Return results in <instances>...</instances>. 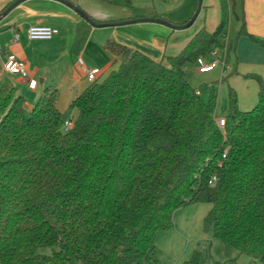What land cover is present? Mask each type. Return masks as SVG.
Returning <instances> with one entry per match:
<instances>
[{
  "label": "trees",
  "instance_id": "trees-1",
  "mask_svg": "<svg viewBox=\"0 0 264 264\" xmlns=\"http://www.w3.org/2000/svg\"><path fill=\"white\" fill-rule=\"evenodd\" d=\"M221 4L216 30L176 56L156 61L109 40L119 67L74 99L69 131L57 89L27 107L16 87L1 88L0 264H155L157 235L199 203L227 251L264 264V80L249 111L229 91L220 128L217 94L203 100L183 70L229 57ZM199 262L194 252L181 264Z\"/></svg>",
  "mask_w": 264,
  "mask_h": 264
},
{
  "label": "crops",
  "instance_id": "crops-1",
  "mask_svg": "<svg viewBox=\"0 0 264 264\" xmlns=\"http://www.w3.org/2000/svg\"><path fill=\"white\" fill-rule=\"evenodd\" d=\"M14 1L0 0V14ZM67 1L79 7L97 23L139 18L132 12L117 15L114 7L107 0ZM226 2L228 27L224 43L226 48L231 46L232 50L229 57L216 68L221 67L222 78L228 79L232 75L243 74L257 82L255 93H249L247 103L242 102L244 105H250L254 94H256V102L258 99L259 84L256 77L264 80V0H226ZM197 6L198 0H193L191 5L181 11L179 17L169 22L178 25L187 23ZM222 15L221 0H203L197 19L187 29L175 30L156 23L94 27L58 0H25L0 20V90L5 85L16 87L18 94L25 98L27 107H31L46 89H57L59 91L57 108L62 113H66L74 99L92 84L88 80V71L100 70L98 77L100 79L119 67L117 57L106 48L109 40L160 61L165 57L178 55L200 30L214 32ZM34 25L57 28L59 34L51 40H30L28 28ZM243 26L245 33L240 35ZM108 27H112V30ZM16 33L19 35L18 41H14ZM234 37H236L235 42L232 39ZM11 53L26 62L29 74L27 78L4 70L5 59ZM79 58L82 59V65L78 62ZM203 60L211 61L210 58ZM184 69L188 71L186 67H183ZM195 71L200 75L209 73H199L198 69ZM224 71L226 74L223 73ZM234 79L230 81L233 82ZM29 80L37 82L34 89L29 87ZM197 92L200 94L198 90ZM239 106L241 105L238 94ZM73 112L76 116L77 112ZM215 116L217 120L223 118L218 117L216 111ZM203 204L207 203L196 205ZM207 205L211 208L210 204ZM173 227L161 233L163 236L161 243L164 246L167 244L169 249H174L180 237L178 232H171ZM158 243L155 240L157 249ZM178 249L174 251L179 253ZM175 264H181V259Z\"/></svg>",
  "mask_w": 264,
  "mask_h": 264
},
{
  "label": "rangeland",
  "instance_id": "rangeland-1",
  "mask_svg": "<svg viewBox=\"0 0 264 264\" xmlns=\"http://www.w3.org/2000/svg\"><path fill=\"white\" fill-rule=\"evenodd\" d=\"M114 7L115 12L119 14H126L128 12L135 13L134 16L139 18H153L158 17L167 21H174L181 15V11L191 5L193 0H107ZM195 1V0H194ZM118 17V16H117ZM125 21V20H122ZM121 22V20H113L111 23ZM112 30V27H108ZM233 37V36H232ZM233 42L236 37L232 38ZM207 63V61H204ZM221 65V64H220ZM198 64L188 63L184 65L188 69L185 70L186 78L192 87L200 92L203 100L207 101L212 91L217 94V110L218 117H226L229 108V91L232 89L237 96L240 97L239 108L241 110H251L256 104V94L253 96V101L250 105H244L242 102L247 103L249 93H255L257 82L250 77L243 74L232 75L228 79L221 77V67L205 75L196 73ZM225 76V75H224ZM235 78L233 82L230 80ZM257 93V90H256ZM253 95V94H252ZM249 109V110H248ZM73 111L65 114L67 119ZM75 116V114H74ZM210 206L191 205L181 208L174 212L173 223L174 227L171 232H178L180 237L179 241L175 243L174 249L179 248L175 252L174 249H169L167 244L162 245L163 232H160L156 241L159 243L157 249V263L155 264H175L181 259L182 261L189 260L194 252L200 254L199 264H251L249 255L240 254L237 250H226L223 243L214 238L213 230H206L204 227V218L206 217ZM171 230V229H169ZM167 243V242H165ZM156 245V244H155ZM51 248L40 249L39 252L50 255ZM177 255V256H176ZM176 257V258H175ZM69 264H83L81 261L72 259Z\"/></svg>",
  "mask_w": 264,
  "mask_h": 264
},
{
  "label": "built area",
  "instance_id": "built-area-1",
  "mask_svg": "<svg viewBox=\"0 0 264 264\" xmlns=\"http://www.w3.org/2000/svg\"><path fill=\"white\" fill-rule=\"evenodd\" d=\"M27 33H28V38L30 40H51L59 34V30L57 28L50 27V26L34 25L28 28ZM18 39H19V35L16 33L14 35V41H18ZM214 55H217V52H214ZM78 62L80 65L83 64L82 59L80 58ZM220 63L221 61L218 58H215L207 63L204 62L203 59H200L198 61V65H199L198 72L199 73L211 72ZM3 66H4V70L10 74L17 75L23 78H27L29 76L26 62L23 59L19 58L14 53L7 55ZM100 73L101 72L98 69L88 71L87 73L88 80L91 83H94L95 81L99 79L98 77ZM223 73L226 74V71H224ZM36 83L37 82L35 80H29L28 85L31 89H34L36 87ZM74 119L75 117L73 114H71L67 119H65L64 126H63L64 131H69L72 128ZM217 124L220 128H223L225 126V119L221 118L217 120ZM225 154L226 152L224 153L223 157H225Z\"/></svg>",
  "mask_w": 264,
  "mask_h": 264
},
{
  "label": "water",
  "instance_id": "water-1",
  "mask_svg": "<svg viewBox=\"0 0 264 264\" xmlns=\"http://www.w3.org/2000/svg\"><path fill=\"white\" fill-rule=\"evenodd\" d=\"M25 0H15L12 4H10L1 14H0V20L1 18L5 17L8 15L15 7H17L19 4L24 2ZM68 7H70L72 10H74L77 14H79L84 20H86L90 25L94 27H105V26H124V25H131V24H137V23H156V24H161L164 26H167L169 28L175 29V30H182V29H187L193 25L195 20L197 19L201 7H202V2L203 0H198V6L193 14L192 18L185 24L178 25V24H173L165 19L158 18V17H153V18H135L131 20H125L121 22H116V23H97L94 20H92L85 12H83L79 7L75 6L71 2H68L67 0H58Z\"/></svg>",
  "mask_w": 264,
  "mask_h": 264
}]
</instances>
